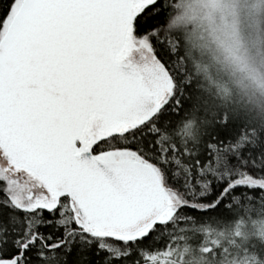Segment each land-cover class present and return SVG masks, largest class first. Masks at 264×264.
<instances>
[{"label":"snow or ice","instance_id":"obj_1","mask_svg":"<svg viewBox=\"0 0 264 264\" xmlns=\"http://www.w3.org/2000/svg\"><path fill=\"white\" fill-rule=\"evenodd\" d=\"M171 9L0 0V264H184L197 225L264 207V151L238 123L187 139ZM243 228L224 255L264 264Z\"/></svg>","mask_w":264,"mask_h":264},{"label":"clouds","instance_id":"obj_2","mask_svg":"<svg viewBox=\"0 0 264 264\" xmlns=\"http://www.w3.org/2000/svg\"><path fill=\"white\" fill-rule=\"evenodd\" d=\"M177 7L166 27L179 38L194 82L193 110L184 120L188 141L199 142L205 127L226 115L264 151V0H178ZM237 212L233 220L197 225L180 245L184 264H230L224 250L239 241L232 237L240 219L245 242L264 245V207Z\"/></svg>","mask_w":264,"mask_h":264},{"label":"trees","instance_id":"obj_3","mask_svg":"<svg viewBox=\"0 0 264 264\" xmlns=\"http://www.w3.org/2000/svg\"><path fill=\"white\" fill-rule=\"evenodd\" d=\"M177 4H178V0H172V9H171V12L169 14V19L174 16L177 11H179L178 7H177Z\"/></svg>","mask_w":264,"mask_h":264}]
</instances>
